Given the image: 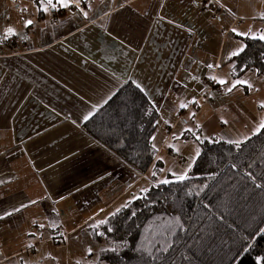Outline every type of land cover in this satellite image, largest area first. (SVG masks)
<instances>
[{
  "label": "crops",
  "instance_id": "obj_1",
  "mask_svg": "<svg viewBox=\"0 0 264 264\" xmlns=\"http://www.w3.org/2000/svg\"><path fill=\"white\" fill-rule=\"evenodd\" d=\"M261 36L264 0H0V264H108L94 231L178 180V140L259 133L264 94L250 100L236 82L255 70L233 60ZM127 82L159 113V174L85 128Z\"/></svg>",
  "mask_w": 264,
  "mask_h": 264
},
{
  "label": "trees",
  "instance_id": "obj_2",
  "mask_svg": "<svg viewBox=\"0 0 264 264\" xmlns=\"http://www.w3.org/2000/svg\"><path fill=\"white\" fill-rule=\"evenodd\" d=\"M237 76L264 74V41L247 39L233 60ZM159 113L127 82L85 124L142 173L154 166ZM186 180L149 187L94 231L114 245L108 264H264V128L241 144L199 139ZM163 170L155 163L154 172ZM257 185H260L259 187ZM179 220V224L176 221Z\"/></svg>",
  "mask_w": 264,
  "mask_h": 264
},
{
  "label": "rangeland",
  "instance_id": "obj_3",
  "mask_svg": "<svg viewBox=\"0 0 264 264\" xmlns=\"http://www.w3.org/2000/svg\"><path fill=\"white\" fill-rule=\"evenodd\" d=\"M237 81H244L246 83H237L236 84H244V85H247L251 91V98L250 100L253 101V99L259 97L260 95L264 94V74L263 76H258L257 72L254 71V72H248L246 76L242 77L241 79H238ZM211 84V83H210ZM229 97L226 98V100H228ZM257 102V101H256ZM215 103V106L216 105H220L221 102L218 98V100H216ZM255 105V103H254ZM178 145H186L185 148H184V152H177L179 158H178V162L180 164V168H179V173H177L176 175L179 177L181 175H185L186 176L188 175V171L191 169V157L192 155L194 154V150L197 149L199 150L200 149V146H199V142L196 141V139H191L189 140V142L187 143L185 140H178ZM177 156V157H178ZM175 157V156H173ZM183 161H186L185 163ZM184 163V164H183ZM160 179V178H159ZM158 179V180H159ZM165 179V177H163V180Z\"/></svg>",
  "mask_w": 264,
  "mask_h": 264
},
{
  "label": "snow or ice",
  "instance_id": "obj_4",
  "mask_svg": "<svg viewBox=\"0 0 264 264\" xmlns=\"http://www.w3.org/2000/svg\"><path fill=\"white\" fill-rule=\"evenodd\" d=\"M52 2V0H48V3H51ZM59 2L61 3V4H63L64 6H67V0H59ZM32 22L31 21H27V24L28 25H30ZM12 30L11 29H9V32H11ZM260 39H262V40H264V36H261V37H259ZM240 51H243V49H240ZM232 55H238V53H233ZM209 67H211V65L209 66ZM213 79H215V78H213ZM219 83H221V84H224L225 83V81H223V80H221V81H219ZM237 83H246V82H244V81H237ZM138 87H139V85H137ZM233 87H235V85H233ZM232 89L231 88H229V91H231ZM181 107H184V105H181ZM85 119H87V117H85ZM262 128H264V122H262L261 123V125H260ZM188 131L189 132H191L192 130L191 129H188ZM155 174V173H154ZM186 178H187V176H186V174L185 175H181V176H179L178 177V180L179 181H184V180H186ZM170 181H168L167 179H165V180H162L160 183H162V184H168ZM258 187L260 186V185H257ZM176 223L177 224H179V220H177L176 221Z\"/></svg>",
  "mask_w": 264,
  "mask_h": 264
},
{
  "label": "built area",
  "instance_id": "obj_5",
  "mask_svg": "<svg viewBox=\"0 0 264 264\" xmlns=\"http://www.w3.org/2000/svg\"><path fill=\"white\" fill-rule=\"evenodd\" d=\"M205 86H206V87L211 86L210 82H209V81H206Z\"/></svg>",
  "mask_w": 264,
  "mask_h": 264
}]
</instances>
